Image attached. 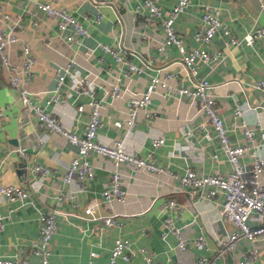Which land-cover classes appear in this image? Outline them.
Masks as SVG:
<instances>
[{
	"label": "crops",
	"instance_id": "0c3cea01",
	"mask_svg": "<svg viewBox=\"0 0 264 264\" xmlns=\"http://www.w3.org/2000/svg\"><path fill=\"white\" fill-rule=\"evenodd\" d=\"M53 1L66 3L72 8L74 14L86 25L88 33L77 40L68 41L65 32L58 31L55 21L40 10L41 21L33 27L30 14L32 10L36 11L33 0H0V12L5 10L19 18L23 24L21 35L30 39L34 49L35 72L28 87L37 92L34 96L37 101L45 102L47 91L56 85V72H63L66 59L72 58L73 67L80 73L90 71L96 75L95 93L103 100L102 123L97 134L99 139L109 141L118 135L123 136L128 149L142 155L153 150L158 163L169 164L179 174L186 167H193L198 173H224L229 170L230 165L223 151L216 148L213 127L206 120L200 124L204 117L199 109V99L177 95L174 91L173 85H190L191 80L176 59L178 52L174 45L161 49L157 47V39H161L163 34L158 23L147 21L143 14L136 13V5L142 3V0H112L116 3L117 12L108 4L98 8L91 0ZM173 2L161 0L163 12ZM203 2L218 7L219 17L235 34H242L264 20L258 10L257 0H189L174 21V27L186 46L198 44L193 31L199 23ZM97 12L101 13V18L98 21L92 20ZM3 21L1 17L0 23H5ZM117 40L128 50L137 51L144 57V60L141 57L135 58L142 70L133 71L130 78L122 74L124 65L99 46L103 42L114 44ZM207 45L210 50L221 49L224 57L220 61L198 59V75H204L214 83L216 104L228 126L230 139L235 142L242 135L239 124L241 119L251 125L264 127V92L252 84L255 78L264 77V36L251 44L230 46L224 42L222 32L217 31ZM12 56L19 58L18 48ZM166 70L174 73L168 80L172 86L156 89L149 105L151 116L146 118L144 108L138 107L136 122L131 131H128L124 123L115 124V119L123 121L127 115L128 93L111 99L103 93L104 86H109L119 76L118 82L122 86L141 89L150 75H164ZM70 84L71 79L66 74L60 85L62 103L51 102L46 108L52 109L69 127L81 131L86 111L77 112L74 108L76 101L84 100L85 96L77 95ZM246 101L260 105L235 115V104ZM0 106L6 114L0 117V182L12 181L31 189L28 201L22 205L0 197V214L4 215V225L0 231V253L26 255L32 260H38L39 256L29 250L30 239L38 234L39 213L49 207L59 208L58 227L50 245V259L57 264H84L89 259L90 250L97 252L98 261L107 263L116 235L127 237L132 250L128 260L118 257L117 264H148L139 250L141 246L152 253L151 264L176 261L180 264H195L198 255H211L218 239L226 237L236 228L229 219L219 214V204L223 199L221 191L212 197L190 199L188 191L177 177L164 172L134 171L126 164L119 166L126 189L124 200L104 202L101 191L107 185L110 168L113 167L112 160L104 155H91L95 163L94 178L85 185L63 181L62 174L73 154L72 148L60 137L47 135L37 126L32 114L25 116L18 93L9 86L4 68L0 69ZM156 134H162L165 139L160 146L152 147L150 138ZM42 137L44 140L39 144L38 139ZM18 145L26 147L25 157L14 149ZM212 152L216 154L213 156ZM243 159L250 161V154L244 152ZM36 161L52 168L39 182L31 169ZM260 176L264 183V168ZM65 189H72L75 193L77 208L72 207L68 200L58 197L59 191ZM92 200L100 201L102 212H119L116 217L122 224H104L100 218L80 216L78 210ZM166 214H170L179 226V236L165 225ZM250 223H257L255 212L250 217ZM142 228L145 230L142 231ZM200 232L205 234L208 248L195 247L194 238ZM179 237L184 241V247L178 246ZM256 243L258 255L247 264H264V235ZM247 245V241L241 240L223 257L217 258L214 264H233L245 256L244 248Z\"/></svg>",
	"mask_w": 264,
	"mask_h": 264
},
{
	"label": "built area",
	"instance_id": "2783aa9c",
	"mask_svg": "<svg viewBox=\"0 0 264 264\" xmlns=\"http://www.w3.org/2000/svg\"><path fill=\"white\" fill-rule=\"evenodd\" d=\"M36 11L32 10L31 23L36 26L40 21L38 10L42 11L47 17L54 20L58 31L65 32V38L68 41L77 40L79 37L87 34V27L79 17L74 14L72 8L66 3L53 0H33ZM95 6L108 4L114 7L116 12L118 8L112 0H91ZM258 1V10L264 17V0ZM161 0H142L141 5H136V13L143 14L147 21L157 22L161 27L163 34L161 39H157V47L164 48L168 45H174L177 49V61L186 70L190 80V85H171L168 80L173 77L172 71L166 70L164 75L152 74L141 89H132L128 85L122 86L116 77L109 86H104L103 93L111 99L121 97L128 93L127 115L123 121L115 119L114 123L120 125L124 123L128 129L134 128L135 116L138 107L144 108L146 118L152 114L149 108L152 95L158 87H173L177 95H189L199 99V109L204 117L200 124L208 121L213 127L217 140L216 148L221 149L225 158L229 162L230 168L227 172H207L198 173L193 167H186L183 173H177L171 169L169 164L162 165L157 162V156L153 150L146 154H138L127 148L123 136H116L109 141L98 138V128L102 123L101 108L103 100L95 93L97 85L96 75L92 72L80 73L73 67L72 58L66 59L63 64V72H56L57 80L53 89L48 90L44 97V103L37 101L34 96L37 92L28 87V83L34 76V62L36 56L31 41L21 35L23 24L17 16L11 15L8 11H1L5 23H0V69L4 68L7 73V81L10 87L16 89L18 99L21 102L22 110L28 116L32 114L38 127L47 135H54L64 140L73 151L69 157L62 179L65 182H76L80 186L85 185L90 179L94 178L95 163L91 158L93 154H100L112 160L113 167L110 168L107 185L102 189V200L104 202L122 201L126 195V189L123 185V175L119 166L126 164L134 171L144 170L153 173L164 172L174 177L183 184L188 191L189 198L192 197H212L218 191L223 193V199L219 204V214L222 218L229 219L235 229L229 232L226 237H221L215 244L213 253L209 256L198 255L195 264H214L217 258L223 257L232 250L237 243L245 240L249 245L245 246V256L238 258L233 264H247L258 255V245L256 240L264 235V183L261 180V171L264 168V127L258 124H249L241 119L239 124L242 131L240 140L233 142L230 139L229 129L221 114L219 106L216 104L213 91L214 83L204 75H198L196 61H220L224 57L221 49L210 50L207 43L217 31L224 35V42L230 46H236L242 43L251 44L255 39L264 36V20L261 24L253 25L242 34H235L230 27L219 17L218 7L203 2L200 12V20L193 37L198 40L194 46H186L181 35L174 27V21L177 15L185 9L189 0H174L166 12H163ZM144 8L146 11H144ZM101 13L97 12L92 20L98 21ZM3 21V22H4ZM100 48L110 52L118 61L124 65L123 76L131 77L133 71H141L142 66L135 62V58L144 57L141 53L128 50L120 40L111 44L103 42L99 44ZM19 49L18 59L13 58L15 49ZM91 51H88L90 53ZM149 64V63H148ZM69 75L71 87L77 95H84L85 99H78L75 103L77 112L86 111L84 127L81 131L73 129L66 125L53 110L46 108L49 103H62L60 99V85ZM254 87L264 92V77L259 76L252 82ZM36 97V96H35ZM245 107H244V106ZM260 103L251 104L249 102L236 103L234 106L235 115H241L248 108H256ZM6 116L3 107L0 106V117ZM44 133V132H43ZM162 134L152 135L150 144L152 147H158L164 142ZM44 139L39 138L38 143ZM21 156H26V147L18 145L14 147ZM263 149V151H262ZM248 152L251 160L246 162L243 159V153ZM216 152H212L214 156ZM31 169L36 176V181H40L48 174L52 168L42 162L36 161ZM72 189L60 190L58 197L68 200L72 207L77 208L78 204L74 200L75 193ZM31 189L23 184L12 181L0 182V197H5L11 201H17L24 204L29 199ZM101 200V201H102ZM169 205V204H168ZM79 215L87 218H100L104 224L121 225L122 222L116 216L119 212L110 210L102 212L100 201L92 200L81 206L78 210ZM58 207H49L47 210L39 213V229L36 237L30 239L29 250L31 253L39 256L38 260H32L26 255H4L0 253V264H57L50 259V245L52 236L58 227L57 213ZM256 213L257 223L251 224L250 217ZM165 225L179 236V226L175 224L172 216L166 214L164 217ZM4 225V215L0 214V231ZM145 228H142L144 231ZM177 244L184 247V241L179 237ZM194 245L197 249L208 248L204 233H198L194 238ZM139 250L148 264L153 261V255L147 251L144 246ZM132 250L129 248V239L125 236L116 235L110 249L109 261L100 262L96 259L97 252L90 250L89 259L84 264H117L118 257L126 260L130 258ZM76 264V263H61ZM156 264H180L179 262Z\"/></svg>",
	"mask_w": 264,
	"mask_h": 264
},
{
	"label": "water",
	"instance_id": "95a60500",
	"mask_svg": "<svg viewBox=\"0 0 264 264\" xmlns=\"http://www.w3.org/2000/svg\"><path fill=\"white\" fill-rule=\"evenodd\" d=\"M21 163H23V161H21Z\"/></svg>",
	"mask_w": 264,
	"mask_h": 264
}]
</instances>
